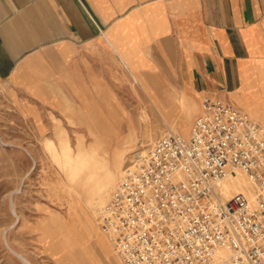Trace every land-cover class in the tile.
<instances>
[{"label":"crops","instance_id":"crops-1","mask_svg":"<svg viewBox=\"0 0 264 264\" xmlns=\"http://www.w3.org/2000/svg\"><path fill=\"white\" fill-rule=\"evenodd\" d=\"M117 69L151 93L176 77L198 109L219 99L264 126V0H0V84L78 109Z\"/></svg>","mask_w":264,"mask_h":264},{"label":"rangeland","instance_id":"rangeland-1","mask_svg":"<svg viewBox=\"0 0 264 264\" xmlns=\"http://www.w3.org/2000/svg\"><path fill=\"white\" fill-rule=\"evenodd\" d=\"M136 79L117 69L110 91L85 93V107L78 109L61 107L68 104L63 101L34 102L23 89L0 84V264H103L104 252L122 264L99 211L133 158L165 135L187 136L204 101L198 109L176 77L149 81L159 88L155 93ZM163 82L173 91H161ZM88 164L97 171L92 181L80 175ZM106 174L99 199L96 189ZM221 186L227 198L243 188L248 196L255 192L243 174Z\"/></svg>","mask_w":264,"mask_h":264},{"label":"built area","instance_id":"built-area-1","mask_svg":"<svg viewBox=\"0 0 264 264\" xmlns=\"http://www.w3.org/2000/svg\"><path fill=\"white\" fill-rule=\"evenodd\" d=\"M238 174L254 195L225 196ZM98 216L122 264H264V126L205 97L189 136L138 153Z\"/></svg>","mask_w":264,"mask_h":264},{"label":"bare ground","instance_id":"bare-ground-1","mask_svg":"<svg viewBox=\"0 0 264 264\" xmlns=\"http://www.w3.org/2000/svg\"><path fill=\"white\" fill-rule=\"evenodd\" d=\"M179 125H180L181 128L184 130V132L187 130V129H186L187 126H186V123H185L184 121L180 122ZM188 136H189V134H188L187 136H185V137H188ZM90 165H91V164H88V165H82L81 167H83V168L80 169V175H81L83 172L87 173V180H88V181H92V180H94L95 177H96V175H97V171L94 170L93 167H91ZM74 174H75V177H76V178H77L78 176H80L78 172H75ZM107 176H109V175L106 174L105 177H104V180H103L101 183H99L98 186H97L96 194H99V195H100L99 199H102L103 196H104V194H105V191H104V192L101 191V186H102V184L106 181ZM236 178H239V177H236ZM236 178L232 181L233 184L229 185V188H230V186H231V187H235V186H236V184H237V183H235V182H236V181H235ZM227 179H228V178H227ZM225 180H226V179H225ZM225 180H223V181L221 182V184H222ZM233 185H235V186H233ZM243 189H244V188H243ZM243 189H242L240 192H238V193H243V194L249 195V193H248L246 190H243ZM100 192H102V193H100ZM96 194H95V195H96ZM13 211H14V210H13ZM99 244L102 245L103 248H104L105 250H107V246L105 245V242H103L102 240H99Z\"/></svg>","mask_w":264,"mask_h":264}]
</instances>
